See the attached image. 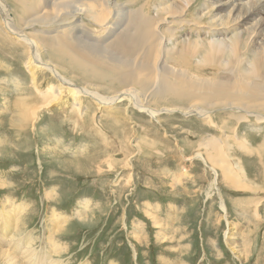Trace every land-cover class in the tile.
I'll return each mask as SVG.
<instances>
[{
  "label": "rangeland",
  "instance_id": "374dc122",
  "mask_svg": "<svg viewBox=\"0 0 264 264\" xmlns=\"http://www.w3.org/2000/svg\"><path fill=\"white\" fill-rule=\"evenodd\" d=\"M115 1L128 2L132 8L149 6L150 14L143 16L151 20H172L177 34L159 49L184 74L175 77L157 69L160 75L174 79L164 85L172 91L160 93L142 78L136 79L134 87L145 104L160 110L156 117L141 113L129 100L111 110L82 96L81 110L89 120L80 119L68 107L70 97L66 104L58 101L40 110L34 120L26 108L39 105L41 92L58 82L51 72L37 68L32 82L33 65L26 64L31 50L5 29L0 12V177L4 174L8 180L0 182V210L6 212L13 205L11 212L16 214L15 205L25 207L16 216L25 221L23 232L36 237L32 247L37 261L39 249L49 246L51 236L59 251L65 246L51 257L64 264H264V120L255 116L264 115V61L253 52L258 45L264 46V30L255 38L233 35L254 22L242 21V12L243 25L238 29L219 30L213 21L217 15L214 0H194L188 9L166 0L170 5L156 16L161 0ZM2 2L19 30L27 35L43 34L39 56L56 64L78 87L106 96L124 87L113 73L96 67L83 54L62 52L63 57L54 52L55 46L45 42L54 33L24 26L22 21L33 12H44L40 10L46 8L45 0ZM178 8L182 16L171 18L170 11ZM160 21L157 28L166 33L168 24ZM85 22L96 30V25ZM193 22L203 27L184 25ZM223 23L231 25L229 20ZM105 34L98 32L97 36ZM181 39L193 40L185 46L184 41L177 44ZM193 48L201 54L193 56ZM153 53L155 58L162 57L157 48ZM207 56L211 58L203 59ZM96 57L107 55L101 52ZM210 82L214 87H209ZM229 102L232 106H227ZM206 104H211L207 115L215 125L184 111L189 105L205 108ZM165 107L171 111H162ZM73 130H77V140L69 141L66 134ZM210 138L222 142L227 150L222 157L220 147L214 146L218 152L213 155L216 162H229V177L234 173L237 182L243 183L241 188L224 178L223 165L222 169L212 166ZM24 199H32L34 212L31 202ZM53 205L56 211L49 207ZM65 208H71V213ZM58 214L62 218L56 223L65 225L51 234L46 225H52L50 218L57 220ZM231 228L242 247L249 242L247 260H238L231 250L226 237ZM8 234L21 237L15 231Z\"/></svg>",
  "mask_w": 264,
  "mask_h": 264
},
{
  "label": "bare ground",
  "instance_id": "6f19581e",
  "mask_svg": "<svg viewBox=\"0 0 264 264\" xmlns=\"http://www.w3.org/2000/svg\"><path fill=\"white\" fill-rule=\"evenodd\" d=\"M173 2L178 3L179 5H181L180 3H182L183 4L182 7L184 9H188L190 4H192L194 0H175ZM173 2L172 4H174ZM159 4L160 6L155 10L156 12L155 16L159 15L160 11L166 10L167 6L170 5L168 4V2H166V0L165 1L161 0ZM165 4L166 6H164ZM214 5L217 8V15L214 17L215 20L213 21L216 23L219 30H225L231 28L233 29V31H235L241 25H243L241 22V12H242V21L251 19L254 20V22L245 26L241 32H235L233 35L236 36L239 33H241L242 35H249L251 38H255L261 35V32L264 30V23H263L264 0H214ZM45 6H46L45 9L40 10V11H44L43 13L37 15L35 12H33L31 14V17L29 16L30 18H28L24 22L22 21L24 26L31 28L40 27L43 30H45V32L47 33H54L53 35H50V37H48L51 38V41H45L47 45L49 44L50 47L52 45L55 46L56 49H54V52L61 53L63 57L64 54L62 52H66L69 55L71 54L77 55V53H79L80 55L83 54L85 56L84 58L90 60V62L96 67L101 66L103 70H105L106 72L113 73V76H116V78H118V81H120L124 87H122L120 91L111 94L109 96L102 95L94 90L90 91L88 87H78L71 79L61 74L56 64H54L50 60L44 61L41 58V56H39L40 54L38 52L40 51L41 45L43 44V41H41V39L43 38V34L42 33L41 35L36 34L34 36L27 35L26 33H23L21 30H19L15 26L16 23L14 24V21L11 17L12 13H10V11L7 10L6 5L3 4L2 2L0 3V12L2 13V17L5 23L4 24L5 29L10 34L15 35V38L17 37L18 42L23 41L25 46L29 47L31 50L30 56L26 64L33 65L31 69L32 71L30 73L33 76L32 82L36 81L35 73L38 69L48 70L54 75V77L57 79L58 82L57 84H50V86L46 87L42 92L35 90L37 93L41 92V94L39 93L40 95L38 94L39 96H41L40 104L36 106L37 108L30 105L28 106V104H26V106L28 107L26 108L25 113L26 111L29 112L30 115L35 120L38 117V112H40V110L46 109L58 101L60 102L64 101L66 104V101L69 102L67 98L70 97V102L68 107H70L71 110H74L75 113L78 114L80 119L89 120L88 118H86L87 115L85 111L81 110V106H83L82 96H89L96 103V105L98 104L102 108L104 107L106 109L112 110V108H114L113 105L117 104L118 102L129 100L134 105V108H137L138 111H141V113L145 115L156 117L160 114L159 109H155V107L151 108L149 105L147 106L145 104L146 103L144 102L145 100L141 98L142 94L141 93L139 94L140 91L137 88H135L134 85L136 79L142 78L144 83H150V87L151 86L155 87L159 93L164 90L168 92L172 90L165 89L164 85L167 82L172 81L174 79L166 78L165 76L160 75L156 70L158 69L164 71L165 74L175 77H179L184 74L183 70L177 69L178 65L175 62L178 61L171 62L177 66L169 64L164 56V53L159 49L161 46H163L166 39L167 41H169L173 39L177 34L176 33L177 30L172 25L173 24L172 20L162 21L161 19L158 18L156 19L154 18L155 20L148 19L145 16H143V13H149L150 11L149 6L138 5V7L132 8L130 7V3L128 2H125V4H123V3H118L115 0H45ZM182 11L183 10L179 8L171 10L170 14L171 16H173L171 18L182 16V14H180ZM224 20L231 21V25L223 26ZM85 21L90 22L92 25H96L97 28L95 29L98 32H106V34L102 35L101 37L97 36L98 32L92 29L90 26L88 27L86 25L88 23ZM158 21L168 24L167 26L168 29L167 30L165 29L167 31L166 33H162L161 31H159V28H157ZM184 25L196 26V28H200L202 26L199 25L198 22H193L192 24H184ZM183 26L181 25L182 28ZM68 28L70 30H68ZM192 40L193 39H183V40L181 39L177 42V44H181L184 41L183 44L187 46L192 42ZM227 47H229V45H226L224 48ZM154 48L158 49V54L159 56L162 57H156V58L154 57V53H153ZM101 52H104L107 55V57L106 58L96 57L100 55ZM253 52L257 53V59L259 61L261 62L264 61L263 45H258L257 48H254ZM191 54L193 56H196L201 54V52L198 53L197 48H193ZM180 55L181 54H178V56ZM205 58H211V56L204 57L203 59ZM178 59L184 60V58L181 56ZM36 68L37 70H34ZM152 78L154 80L153 83H152L153 81ZM137 84L141 85V83L140 84L137 83ZM214 85L215 84L213 82L209 83V87H214ZM147 93L146 94L148 96L149 92ZM150 95H154V93L153 94L150 93ZM178 96L181 95L178 94ZM210 106L211 104H206L205 108H200L197 106L189 105L188 109L186 110L183 109V110L186 113H193L202 116L204 118H208L206 121L210 124L215 125V123L212 121V117L207 115L209 113ZM227 106H232V104L229 102L227 103ZM28 109H30V111H28ZM170 109L171 108L166 109L165 107L164 109H162V111L170 112L171 111ZM174 109L180 110V108H174ZM239 109L244 110V112H248L247 109L245 108H239ZM255 116L262 118L264 120V115L262 114H256ZM95 125L97 126V128H99L98 124ZM207 142L210 143L209 147L208 146L207 147L209 150V154L211 153V157L209 158L214 163L212 164V166L216 165L220 167L223 165L224 171L222 170V172L225 175L224 178L229 183H231V185L239 184L237 187L241 188V185H243V183L237 182V178H235L234 173H231L232 177H229L231 170V165L229 164V162H227L226 160L224 162L225 165L222 162H218V160L216 162V158L213 155V152L216 154L218 152V150L215 149L214 146L220 147L222 152V157L225 155L224 152H227V150L222 148L223 146L221 144L222 142L219 143L218 141L213 140L212 138L208 139ZM135 145L138 146L136 143ZM200 158L203 159L202 157ZM91 159H93V157ZM213 160H215V162ZM85 161L86 160H84L83 162ZM128 166L130 167V164H128ZM210 170L212 171L214 176H216L214 167H210ZM238 177L244 178L240 174L238 175ZM129 179L130 176H128V180ZM215 181L216 178H214V182ZM126 182L128 183V181ZM12 206L13 205H11V208L6 212L0 210V263L1 264H64L58 261L57 259L51 257L55 254V252H61L65 248L64 245L63 246L61 245L62 246L60 247L61 251H59L58 243L56 241H53L51 236H49L47 242L49 246L47 245V248L43 247V249L42 248L39 249V252L41 253L40 256L41 258L40 261H37L36 249L32 247V244L34 243L36 237L33 236L32 233L29 231L23 232L24 229L23 227L24 225H26L25 221L22 217L16 216L20 212L22 213L25 210V207L22 204L15 205L14 207L16 209L14 208V210L16 214H13L11 212ZM220 206L221 209H223V211L225 212L226 210L225 205L221 203ZM148 216L150 217V215ZM58 217L59 218L57 220L50 218L52 221V225L50 226L46 225V230L48 232H51V234H57V232H59V229H61L62 226L65 225L64 223H63L64 225H61V223L59 224L56 223V222H60V219L62 218V216L59 214ZM80 217L83 218V215H81ZM151 217L154 219V221H156V218L154 216ZM233 230L234 229L231 228L230 232L226 235V237H228L227 239L229 245L231 246V250L233 251L235 257L238 260L240 261L247 260L250 244L248 242L249 245L248 247L246 246V244L244 245V247H242L241 244H239V242L237 241V237L233 236V234H235ZM12 231H15L16 234L19 233L21 237L19 238L15 237L14 239L12 235L8 234L9 232ZM166 240L171 242L169 239ZM178 248L179 247L174 248V250ZM45 249H48V253L47 250ZM188 249L189 248L187 247L184 249V251H187ZM57 254L59 255L60 253ZM20 260H22L21 263H19ZM166 261H168V258L166 259ZM113 264L116 263L113 262ZM164 264H168V263L165 262ZM174 264H179V263L175 262Z\"/></svg>",
  "mask_w": 264,
  "mask_h": 264
},
{
  "label": "crops",
  "instance_id": "0c3cea01",
  "mask_svg": "<svg viewBox=\"0 0 264 264\" xmlns=\"http://www.w3.org/2000/svg\"><path fill=\"white\" fill-rule=\"evenodd\" d=\"M76 131L77 130H73V131H71V134H68V132H67V137H66V139L67 140H69V141H75V140H77L76 139V137H75V134H76ZM62 139V138H61ZM1 174V173H0ZM7 177H4V174H3V177H0V182H4V183H7ZM52 188H54V189H56V187H52ZM60 194V193H59ZM12 198V197H11ZM24 200H26L27 202H31V205H33V202H32V199L31 200H28V199H24ZM17 201H18V199H17ZM99 204H97L96 206H98ZM34 207H33V212L35 211V205H33ZM49 207H51L52 209L54 208L55 209V211L57 210L56 209V206L55 205H53V206H49ZM47 208H45V210H46ZM73 210H74V208H72ZM65 210L67 211V212H70L71 213V208H65ZM58 212V211H57ZM60 212V211H59ZM69 213V214H70ZM62 214H64V213H62Z\"/></svg>",
  "mask_w": 264,
  "mask_h": 264
}]
</instances>
